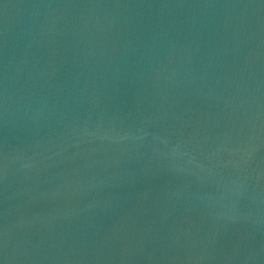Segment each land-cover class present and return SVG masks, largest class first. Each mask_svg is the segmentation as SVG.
<instances>
[{"label":"water","instance_id":"water-1","mask_svg":"<svg viewBox=\"0 0 264 264\" xmlns=\"http://www.w3.org/2000/svg\"><path fill=\"white\" fill-rule=\"evenodd\" d=\"M0 264H264V0H0Z\"/></svg>","mask_w":264,"mask_h":264}]
</instances>
